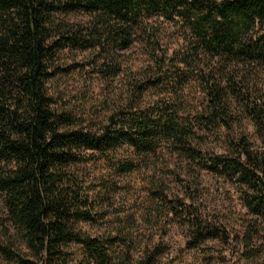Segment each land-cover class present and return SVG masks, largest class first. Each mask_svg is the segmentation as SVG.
Masks as SVG:
<instances>
[{
	"label": "trees",
	"instance_id": "16d2710c",
	"mask_svg": "<svg viewBox=\"0 0 264 264\" xmlns=\"http://www.w3.org/2000/svg\"><path fill=\"white\" fill-rule=\"evenodd\" d=\"M75 13L88 21L63 18ZM155 16L181 24L172 53L149 24ZM137 42L154 65L131 74L125 103L103 118L71 109L52 92L50 82L67 70L60 66L67 51L91 54L93 72L108 81L121 71V52ZM262 69L264 0H0V257L158 264L162 243L136 259L129 230L83 228L102 227L96 201L113 185L91 193L80 166L103 161L121 175L168 150L224 178L245 209L236 232L204 226L193 214L189 246L217 238L239 264H264V101L254 97ZM190 82L200 88L194 99L185 93ZM124 150L131 158L123 160ZM152 194L166 202L164 189Z\"/></svg>",
	"mask_w": 264,
	"mask_h": 264
},
{
	"label": "rangeland",
	"instance_id": "374dc122",
	"mask_svg": "<svg viewBox=\"0 0 264 264\" xmlns=\"http://www.w3.org/2000/svg\"><path fill=\"white\" fill-rule=\"evenodd\" d=\"M63 18L71 22L88 21V16L83 13ZM149 22L161 31V46L169 53L178 49L182 42L179 38L183 32L179 28L181 24L158 16ZM90 55L67 51L66 61L60 64L67 70L61 71L49 85L63 104L92 114L98 112L99 118L104 117L106 110L125 103L131 74L147 72L148 65H154L149 61L145 47L137 42L129 50L121 52V71L106 81L93 72L89 64ZM154 69L153 73L157 71ZM255 90L257 94L254 97L263 103L264 70L256 80ZM199 92L200 88L194 82L185 86L189 99L198 97ZM154 93L146 94L145 101L153 99ZM243 125L253 136L255 128L252 122L245 119ZM212 145L208 148L214 147ZM120 156L123 160L131 158L129 150L121 151ZM139 161L140 166L136 170L121 175H116L103 161L80 166L90 175L87 183H90L91 193H100L101 185L110 182L113 185L107 198L101 197L96 201L95 210L101 217L102 227L84 224L83 228L90 234L101 233L104 229L129 230L136 239V259L143 255L147 245L162 243L166 251L159 257L158 264H239L220 239L208 238L194 248L188 244L193 238L191 221L194 222L196 214L204 226L218 228L219 232L241 229L245 209L235 187L222 177L190 166L183 157L170 154L168 150ZM157 188L165 190L166 202L153 196L152 191ZM0 264L11 263L0 257Z\"/></svg>",
	"mask_w": 264,
	"mask_h": 264
}]
</instances>
